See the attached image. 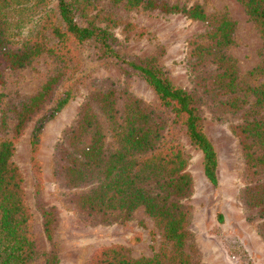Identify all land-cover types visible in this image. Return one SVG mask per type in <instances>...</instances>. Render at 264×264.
<instances>
[{"label": "trees", "instance_id": "trees-1", "mask_svg": "<svg viewBox=\"0 0 264 264\" xmlns=\"http://www.w3.org/2000/svg\"><path fill=\"white\" fill-rule=\"evenodd\" d=\"M100 1L0 0V264H35L39 256L44 264L57 262V212L40 199V134L70 99L72 86L82 82L88 66L110 62L124 76L142 78L156 104L124 85L105 82L101 87L90 80L76 116L54 144L52 174L62 202L76 217L95 224L124 223L141 206L159 243L150 257H131L118 244L101 245L86 264H204L184 251L187 244L194 246L187 202L193 183L179 141L182 135L200 151L203 175L215 185L217 160L202 128V105L220 118H235L228 129L241 161L239 200L246 215L257 219L256 232L264 243V0H237L261 40L257 64L242 74L227 52L234 22L225 12L207 13L191 0H104L126 9L177 13L204 25L185 42L189 88L174 85L158 64L161 47L144 57L121 53L114 28L138 36L143 32L104 12ZM39 56L49 59L51 69L33 93L12 101L4 70L23 68ZM29 122L34 207L48 242L43 252L36 248L23 177L12 159Z\"/></svg>", "mask_w": 264, "mask_h": 264}, {"label": "rangeland", "instance_id": "rangeland-1", "mask_svg": "<svg viewBox=\"0 0 264 264\" xmlns=\"http://www.w3.org/2000/svg\"><path fill=\"white\" fill-rule=\"evenodd\" d=\"M191 1L201 4L207 13L225 12L234 22L233 43L227 52L235 59L240 74L257 64L261 40L237 0ZM99 5L104 12L130 21L143 32L138 36L135 31L124 32L114 28L121 53L144 57L161 47L163 53L158 64L166 71L170 81L177 86L190 87L184 59L185 42L204 29L200 21L177 13L126 9L122 4L112 5L104 0ZM51 67L52 63L47 57L39 56L23 68L4 70L7 96L17 101L33 93ZM86 71L82 82L72 86L67 103L44 123L36 154L42 178L40 199L45 205L54 206L57 212L53 234L57 256L55 264H86L93 249L109 244L126 247L131 257H150L158 246L159 236L141 206L135 208L124 223H90L74 215L71 208L62 202L63 195L56 187L52 174L53 147L62 129L76 116L90 80H98L101 87L105 86V82L124 85L145 101L156 104L154 92L142 78L136 74L124 76L114 63L93 64ZM200 111L203 131L216 154V184H210L203 175L200 151L180 135L179 141L187 157V170L193 183V193L187 202L191 205L188 229L194 246L189 249L187 244L184 251L204 264H264V243L256 232L257 219L246 215L239 200L241 161L236 140L228 129V124L235 118H220L206 105H202ZM31 126L32 122H29L16 142L12 159L23 177L24 200L31 212V233L37 250L43 252L48 249V242L43 236L40 216L34 207L28 150ZM35 264H44L41 256L35 259Z\"/></svg>", "mask_w": 264, "mask_h": 264}]
</instances>
